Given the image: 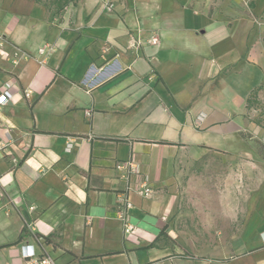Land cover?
I'll list each match as a JSON object with an SVG mask.
<instances>
[{
  "label": "crops",
  "instance_id": "obj_1",
  "mask_svg": "<svg viewBox=\"0 0 264 264\" xmlns=\"http://www.w3.org/2000/svg\"><path fill=\"white\" fill-rule=\"evenodd\" d=\"M6 87L0 264H26L25 245L57 264H264V0H79L59 16L0 0ZM210 152L259 174L236 230L192 261L172 226L183 165Z\"/></svg>",
  "mask_w": 264,
  "mask_h": 264
},
{
  "label": "rangeland",
  "instance_id": "obj_2",
  "mask_svg": "<svg viewBox=\"0 0 264 264\" xmlns=\"http://www.w3.org/2000/svg\"><path fill=\"white\" fill-rule=\"evenodd\" d=\"M107 8L112 9V4ZM241 168L239 171L231 159L213 152L188 158L183 165V200L172 232L185 259L212 258L222 239L241 223L259 174L252 163L247 162L245 171Z\"/></svg>",
  "mask_w": 264,
  "mask_h": 264
},
{
  "label": "built area",
  "instance_id": "obj_3",
  "mask_svg": "<svg viewBox=\"0 0 264 264\" xmlns=\"http://www.w3.org/2000/svg\"><path fill=\"white\" fill-rule=\"evenodd\" d=\"M110 8V7H109ZM153 44L157 45L159 43V37L153 36L150 40ZM13 93L9 88H5L0 92V109L1 107L7 105L13 99ZM7 143L0 141V158L6 156L7 154ZM131 166V165H130ZM119 168H126L125 165H119ZM152 188L147 184H143L140 192L148 195L152 193ZM128 231H133V225L129 224L127 226ZM23 256L26 258V264H57L55 258L50 255H39L35 253V250L30 245H25L23 247Z\"/></svg>",
  "mask_w": 264,
  "mask_h": 264
},
{
  "label": "trees",
  "instance_id": "obj_4",
  "mask_svg": "<svg viewBox=\"0 0 264 264\" xmlns=\"http://www.w3.org/2000/svg\"><path fill=\"white\" fill-rule=\"evenodd\" d=\"M47 7L54 15L59 16L62 10L68 6L73 0H37Z\"/></svg>",
  "mask_w": 264,
  "mask_h": 264
}]
</instances>
